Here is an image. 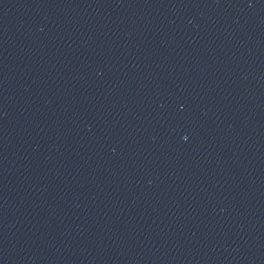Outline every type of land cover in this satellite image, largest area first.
<instances>
[{
  "label": "water",
  "instance_id": "obj_1",
  "mask_svg": "<svg viewBox=\"0 0 264 264\" xmlns=\"http://www.w3.org/2000/svg\"><path fill=\"white\" fill-rule=\"evenodd\" d=\"M0 264H264V0H0Z\"/></svg>",
  "mask_w": 264,
  "mask_h": 264
}]
</instances>
